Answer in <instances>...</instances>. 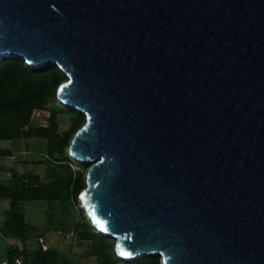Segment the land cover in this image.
I'll return each mask as SVG.
<instances>
[{
    "label": "water",
    "instance_id": "obj_1",
    "mask_svg": "<svg viewBox=\"0 0 264 264\" xmlns=\"http://www.w3.org/2000/svg\"><path fill=\"white\" fill-rule=\"evenodd\" d=\"M85 115L79 200L126 262L264 264V0H0V62Z\"/></svg>",
    "mask_w": 264,
    "mask_h": 264
},
{
    "label": "trees",
    "instance_id": "obj_2",
    "mask_svg": "<svg viewBox=\"0 0 264 264\" xmlns=\"http://www.w3.org/2000/svg\"><path fill=\"white\" fill-rule=\"evenodd\" d=\"M64 73L57 66L49 65L41 68H32L24 60L5 58L0 62V140H12L20 137L45 136L51 138L49 154L62 153L68 141L59 133H56V114L64 111L61 108L52 110L51 127H39L34 130H25L29 124L35 109H46L53 101L56 87L64 81ZM65 109V108H64ZM76 119H81L82 114L77 110H66ZM6 150L0 148V157L8 156ZM58 160V159H57ZM69 162L72 160L68 157ZM68 173L61 174L50 183L41 182L38 177L32 175L22 176V185L12 187L5 185L1 190H8L12 199L10 209L6 212L5 225L1 231L5 235L20 234L26 236L32 230H36L25 222L24 212L20 208V201L46 200L49 204L57 202V208L65 207V192L77 193L86 187L83 174H77L66 166ZM16 177V174H15ZM3 185L0 181V186ZM0 190V191H1ZM66 192V193H67ZM0 195V198L5 197ZM53 209H55L53 207ZM62 209V208H61ZM52 209H50L51 211ZM48 213V225L56 214ZM80 222L76 223L72 232L84 240L92 241V253L100 257L105 264H117L124 261L115 251V241L101 233L86 220L84 214ZM67 222V217L61 219ZM91 223V224H90ZM65 231L66 229H62ZM11 260H14L12 258ZM27 264H62L58 251L52 249H35L26 255ZM127 264H162L160 256L137 257Z\"/></svg>",
    "mask_w": 264,
    "mask_h": 264
},
{
    "label": "rangeland",
    "instance_id": "obj_3",
    "mask_svg": "<svg viewBox=\"0 0 264 264\" xmlns=\"http://www.w3.org/2000/svg\"><path fill=\"white\" fill-rule=\"evenodd\" d=\"M66 79L67 76L64 74L63 80L65 81ZM57 91L58 87H56L54 91L53 101L46 109H35L33 111L31 120L25 127V130L30 131L39 127H51L53 125L52 110L61 108L64 111H60L56 114L55 132L59 133L64 139H67V146L64 147L62 153L55 152L53 155H50L49 148L51 145V138L49 137L31 136L12 140H0V148L6 150L9 154L6 157H0V181L3 183V185L0 186V190L1 187L5 185L20 187L23 181L21 177L24 175L36 176L41 182L50 183L61 174L70 171L66 170L68 164L73 173L77 174L80 172L83 174L86 183L89 166L79 164L70 157V145L78 129L84 124L85 115L80 112L82 114L81 119H76L71 113L65 111V109H75L63 105L58 98ZM68 157L71 158V163ZM66 192L64 195L65 207L63 208L62 206V209L57 208V202H54V204H49L47 201L25 202L24 209L29 218L33 217L31 214L33 209H35V211H40L42 207L45 212H39V214L35 215V219L38 221L43 219L42 214L46 215L48 221L50 209H52L50 212H54L56 216H54L51 221L52 225L45 226L42 230L37 229L30 231V235L33 238L29 239V243H25L22 248H15L13 250L15 255H13L12 258L18 256L22 259L23 263H27L26 255H29L32 250L38 248L44 250L45 245V249L54 248L58 251V256L62 264H105L100 257L92 253V241L81 239L77 232H72L75 224L82 220V214L85 215L87 221L90 222V220L79 200L80 193L78 192L75 197L74 193L71 191ZM7 193H9V191L4 190V188L0 191V195H5ZM53 207L55 209H53ZM63 217H67L66 223H62L61 219ZM62 229L66 230L63 231ZM40 237H42V241ZM111 240L114 239L111 238ZM27 245L30 247H26ZM12 258L9 259L11 260ZM117 264L127 263L126 261H120Z\"/></svg>",
    "mask_w": 264,
    "mask_h": 264
},
{
    "label": "crops",
    "instance_id": "obj_4",
    "mask_svg": "<svg viewBox=\"0 0 264 264\" xmlns=\"http://www.w3.org/2000/svg\"><path fill=\"white\" fill-rule=\"evenodd\" d=\"M11 201L12 199L9 197L8 194L5 197L0 198V262H2L3 260H8L9 264H15L14 260L9 259V258H12L13 255H15V252H13V250L19 247L22 248V246H24L25 243H29L30 241L29 239H32L33 237L30 235V233H27L25 237L20 234L5 235L2 233L1 229L5 225L6 212L10 209ZM30 201L45 202L46 200H30ZM25 202L27 201H20V208L24 212L25 222L29 226L36 228V230L37 229L42 230L43 227L48 226L46 215L42 214L43 219H41V221H38L37 219H35L36 214H39V212H43V213L45 212V210L42 209L43 207L41 208L40 211L39 210L35 211V209H33V211H31V214L33 215V217L29 218L24 209ZM41 239L42 237H40V240ZM26 247H30V246L27 245ZM16 257L18 256H15L13 258L15 259ZM22 264H27V263H22Z\"/></svg>",
    "mask_w": 264,
    "mask_h": 264
},
{
    "label": "built area",
    "instance_id": "obj_5",
    "mask_svg": "<svg viewBox=\"0 0 264 264\" xmlns=\"http://www.w3.org/2000/svg\"><path fill=\"white\" fill-rule=\"evenodd\" d=\"M44 249H45V246H44ZM14 263L15 264H22V259L20 257H16L14 259ZM0 264H9L8 260H3L2 262H0Z\"/></svg>",
    "mask_w": 264,
    "mask_h": 264
}]
</instances>
